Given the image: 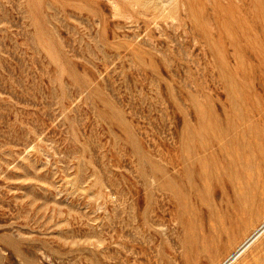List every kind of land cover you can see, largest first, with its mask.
I'll return each mask as SVG.
<instances>
[{
  "label": "rangeland",
  "instance_id": "rangeland-1",
  "mask_svg": "<svg viewBox=\"0 0 264 264\" xmlns=\"http://www.w3.org/2000/svg\"><path fill=\"white\" fill-rule=\"evenodd\" d=\"M249 185L264 0H0V264H217Z\"/></svg>",
  "mask_w": 264,
  "mask_h": 264
},
{
  "label": "bare ground",
  "instance_id": "bare-ground-1",
  "mask_svg": "<svg viewBox=\"0 0 264 264\" xmlns=\"http://www.w3.org/2000/svg\"><path fill=\"white\" fill-rule=\"evenodd\" d=\"M72 45V44H71ZM177 153V152H176ZM176 164V163H175ZM209 169V168H208ZM210 170V169H209ZM208 170V171H209ZM264 194V187L259 188L255 186H247L245 191H241L238 196V201L233 205L231 214L227 211L224 214L223 218V226L221 230H225L229 232L232 228L239 223V220L248 212L252 211L255 203L258 201L259 196ZM237 212V213H236ZM241 213V216H238ZM225 220V221H224ZM222 232V231H221ZM264 232V216L259 219V222L253 224L251 230L247 231L243 238L238 241L234 247L222 258L217 264H230L233 260L237 258L254 240H256L259 235ZM217 236H207L203 238L200 246H199V253L207 251L213 244L217 241ZM190 250L186 248L184 251L183 257L185 258L184 261H188Z\"/></svg>",
  "mask_w": 264,
  "mask_h": 264
}]
</instances>
